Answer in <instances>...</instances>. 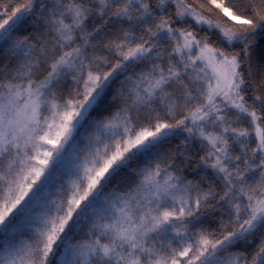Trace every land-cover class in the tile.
Wrapping results in <instances>:
<instances>
[{"label": "snow or ice", "instance_id": "1", "mask_svg": "<svg viewBox=\"0 0 264 264\" xmlns=\"http://www.w3.org/2000/svg\"><path fill=\"white\" fill-rule=\"evenodd\" d=\"M0 264H264V0H0Z\"/></svg>", "mask_w": 264, "mask_h": 264}, {"label": "trees", "instance_id": "2", "mask_svg": "<svg viewBox=\"0 0 264 264\" xmlns=\"http://www.w3.org/2000/svg\"><path fill=\"white\" fill-rule=\"evenodd\" d=\"M4 57H3V55H0V60H2Z\"/></svg>", "mask_w": 264, "mask_h": 264}]
</instances>
